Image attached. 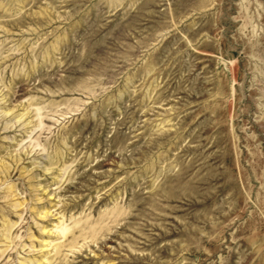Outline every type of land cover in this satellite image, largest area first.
<instances>
[{
  "label": "rangeland",
  "instance_id": "374dc122",
  "mask_svg": "<svg viewBox=\"0 0 264 264\" xmlns=\"http://www.w3.org/2000/svg\"><path fill=\"white\" fill-rule=\"evenodd\" d=\"M264 264V0H0V264Z\"/></svg>",
  "mask_w": 264,
  "mask_h": 264
},
{
  "label": "bare ground",
  "instance_id": "6f19581e",
  "mask_svg": "<svg viewBox=\"0 0 264 264\" xmlns=\"http://www.w3.org/2000/svg\"><path fill=\"white\" fill-rule=\"evenodd\" d=\"M39 264V263H38Z\"/></svg>",
  "mask_w": 264,
  "mask_h": 264
}]
</instances>
